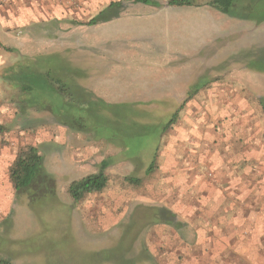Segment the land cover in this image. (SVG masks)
<instances>
[{"label":"rangeland","instance_id":"1","mask_svg":"<svg viewBox=\"0 0 264 264\" xmlns=\"http://www.w3.org/2000/svg\"><path fill=\"white\" fill-rule=\"evenodd\" d=\"M158 1L167 5L169 0ZM131 5L125 2L127 13L134 15L94 26L86 25L92 17L81 12L42 23L36 32L31 27V39H36H29L30 48L0 51V123L5 128L0 149L7 148L12 158L7 159L10 170L21 148H38L53 189L18 194L6 180L0 188V235L19 243L9 247L14 257H3L14 264H152L150 251L163 224L152 221L150 208L162 209L165 200L172 203L181 196L168 191V184L188 183L186 172L192 169L203 176V184L215 179L230 185L229 159H235L234 169L242 162L239 154L231 155L233 150L241 154L245 139L264 151V0H240L234 17L217 11L202 16L197 31L191 30L194 24L199 28L198 16L180 20L188 27L184 31L177 16L169 18L149 5L132 12ZM38 57H54L53 67H62L71 92H77L76 82L86 90L78 122L71 116L77 106L66 99L71 113L63 115L61 95L45 89L44 75L50 71L48 63H36ZM19 68L43 74L16 84L10 77ZM184 93L188 96L180 97ZM167 152L175 154L173 160ZM104 160L111 163L107 188L74 202L68 186L97 173ZM245 232L239 230L242 236ZM172 246L177 242L165 239V264L183 259L166 254ZM122 248H128L124 259L113 257Z\"/></svg>","mask_w":264,"mask_h":264},{"label":"crops","instance_id":"2","mask_svg":"<svg viewBox=\"0 0 264 264\" xmlns=\"http://www.w3.org/2000/svg\"><path fill=\"white\" fill-rule=\"evenodd\" d=\"M124 1L132 4L131 9H129L132 12H136L138 6L145 5ZM152 1L153 3L156 2L158 6H149L165 13V16L167 15L169 18L177 16L179 21L182 18V21H184V16H198L199 28L196 29V24H194L193 27L195 28L191 31L202 30L203 26L200 23L202 16L211 17L212 13H215L214 11L219 12L209 5L210 0H205L204 3L200 4L194 0L197 4L194 7H171L168 3L162 5L158 0ZM116 2L123 1L0 0V51L11 48L23 52L26 48H30L31 40L36 39L35 35H32L31 39V27L36 32V27L42 23L53 20L62 21L71 16L73 17L74 14L76 16L80 15V12L83 16L93 18ZM125 2H123L124 5ZM184 9H195L198 12H195V14L186 13ZM127 12L128 10L125 7L118 19L124 15L135 14ZM169 18L168 23H171ZM178 26L182 30L188 31V27L184 26L181 21ZM215 83L213 91L210 90L214 96L218 94L219 89V85L217 82ZM187 94H181L180 97H187ZM191 139L195 143L196 138ZM180 141L176 142L177 146L179 145L178 147L181 146ZM243 141L242 153H236L238 151L234 149L231 154L233 156L240 155L242 161L240 167L230 168V166L234 167L232 160L235 159L232 158L229 159V167L225 169L226 175L231 177L232 180L230 185H220L215 179L203 184V176L198 171L195 173L192 169H188L186 172L187 176H190L188 183L185 181L184 183L168 184L170 188L168 191L180 192L181 196L176 200L177 202L169 203L165 200V205L163 204V207L170 210L176 216V219L175 225L163 224L158 226V235L155 238L157 247L155 250L150 251L151 257L155 258L159 262L158 264H165V239L177 242V247H170L166 254L183 257L178 264H202V260L206 258L209 259L207 264H264V151L262 147L260 149L253 147L255 140L246 141L244 139ZM167 154L172 155L170 152H167ZM173 155L170 160L174 159L175 156ZM9 157L7 148L0 149V188L6 181L11 183L7 159L12 158ZM184 158H186V155L183 156V160ZM15 159L16 154L13 156V161ZM178 160V167H181L183 161L180 156ZM243 162H245V166ZM252 162H257L256 168H250ZM181 175L183 174L180 173L178 176ZM238 175L240 177L239 181L236 179ZM196 180L199 182L194 183L193 181ZM185 194L193 195L192 200H182L181 198H183V195L186 196ZM4 207L6 208V204ZM175 226H179V228L185 226L188 227V230L182 231L181 228L177 231ZM236 228L246 230V232L242 236L239 230L236 231ZM168 231H170V234H165Z\"/></svg>","mask_w":264,"mask_h":264},{"label":"trees","instance_id":"3","mask_svg":"<svg viewBox=\"0 0 264 264\" xmlns=\"http://www.w3.org/2000/svg\"><path fill=\"white\" fill-rule=\"evenodd\" d=\"M128 2H133L135 4H145V5H155L158 6L156 2L153 3L152 0H126ZM156 3V4H155ZM168 5L171 7H194L197 6L196 2L194 0H170L168 2ZM209 5L218 10L219 12L234 17V7L235 5H240V0H210ZM125 5L123 2H116L112 3L110 6H108L105 10H103L101 13L96 15L95 17L91 18L88 22V26H94L100 23H106L109 21H112L113 19L118 18L124 11ZM241 19H244L243 15L238 17ZM7 51L14 52L15 50L10 48H5ZM36 63L39 64H47V67L50 72L46 73L44 76L48 78L49 82H46L45 89L50 91V94H59L61 95L60 98V105L58 108H61V112H63V115L67 116L70 115L69 110L65 108V104L67 103L66 99H69L70 102L77 106L78 110L73 112L72 111V118L74 122H78V120L82 119L81 116L78 117V114L80 113V107L82 106L85 101L82 97L83 94L87 95V92L85 89H83L80 84L76 82L77 85H75L77 92L72 91L69 87V84L67 83V80L65 81V76L60 74V70L62 67L56 66L57 69L53 67L54 64V57H48V58H41L38 57L35 59ZM35 65V63H33ZM46 65V64H45ZM24 69V68H23ZM22 68H19L17 72H14V74L11 75L10 78H13V83L19 84V83H26V80H35L40 79L42 73V70L34 76L33 74L25 73ZM27 70L31 69V66L26 68ZM15 81V82H14ZM43 81V80H42ZM45 82V81H44ZM24 90H26V84H23ZM28 88L29 87L28 85ZM43 88V87H42ZM89 96L94 95L90 92ZM98 101V102H97ZM102 100H96L93 103H102ZM95 104V105H96ZM260 104L262 106L263 114H264V98L260 99ZM82 113V112H81ZM58 114V113H57ZM62 115V114H61ZM75 115V116H74ZM178 113L174 115L175 118H172L168 125H171L174 122V119H176ZM63 117V116H61ZM78 117V118H77ZM5 128L0 123V133L4 132ZM111 163L108 160H104L99 167V171L95 174H90L86 177H83L79 180L73 181L67 188V194L73 199L74 202L79 203L82 201L85 197L97 194L103 192L109 182V176L107 175V170L110 168ZM154 170V166H151L148 169L149 171ZM152 172V171H151ZM48 173L45 170L44 166V156L40 153L39 149L34 146H26L24 148H21L18 152L15 161L13 162L10 171H9V178L10 182L13 185L15 191L18 194L21 193H32L33 190H36L38 193L45 192H52L53 189L51 188L52 183L51 179L48 177ZM130 184L132 185H139L140 180L137 178H127L126 179ZM31 195V194H29ZM32 198V196H31ZM154 211V217L153 222L162 223L165 225H175V219L176 216L168 209L162 208V209H156V208H150ZM162 214H165V218H163ZM0 264H14L6 257L4 259L3 255H7L10 257H14V252L9 247L11 246H18V242H14L11 240L6 239L3 235H0ZM128 248L121 249L115 253H113V257L118 259H124L123 255L125 250ZM112 255H109L108 257L112 258ZM95 257H98V255H94ZM149 259L153 262L152 264H158L156 259L149 256ZM106 260V259H105ZM110 261V260H106ZM121 261V260H120ZM123 264H131L122 262Z\"/></svg>","mask_w":264,"mask_h":264},{"label":"built area","instance_id":"4","mask_svg":"<svg viewBox=\"0 0 264 264\" xmlns=\"http://www.w3.org/2000/svg\"><path fill=\"white\" fill-rule=\"evenodd\" d=\"M0 6H1V4H0Z\"/></svg>","mask_w":264,"mask_h":264}]
</instances>
